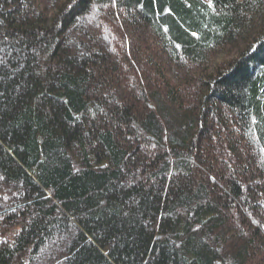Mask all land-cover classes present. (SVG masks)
I'll list each match as a JSON object with an SVG mask.
<instances>
[{"label":"trees","instance_id":"1","mask_svg":"<svg viewBox=\"0 0 264 264\" xmlns=\"http://www.w3.org/2000/svg\"><path fill=\"white\" fill-rule=\"evenodd\" d=\"M0 264H264V0H0Z\"/></svg>","mask_w":264,"mask_h":264}]
</instances>
